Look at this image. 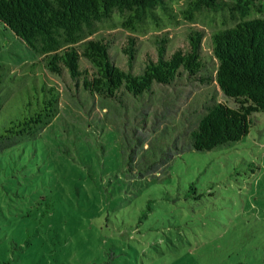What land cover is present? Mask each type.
I'll list each match as a JSON object with an SVG mask.
<instances>
[{
    "label": "rangeland",
    "instance_id": "rangeland-1",
    "mask_svg": "<svg viewBox=\"0 0 264 264\" xmlns=\"http://www.w3.org/2000/svg\"><path fill=\"white\" fill-rule=\"evenodd\" d=\"M179 19L137 36L140 62L158 57L156 39L168 36L174 50L187 46L197 28L205 31L203 48L215 72L217 26ZM98 34L109 35L116 60L128 68L123 47L130 32L117 26ZM34 60V51L0 22V64L22 71ZM42 70L60 85V115L36 143L0 159V244L14 264H264V111L241 139L186 151L168 174L142 178L128 169L117 132L100 120L103 112L80 110L69 84ZM185 87L179 112L209 91L236 104L215 82ZM197 178L215 181L217 195L178 197Z\"/></svg>",
    "mask_w": 264,
    "mask_h": 264
},
{
    "label": "trees",
    "instance_id": "trees-1",
    "mask_svg": "<svg viewBox=\"0 0 264 264\" xmlns=\"http://www.w3.org/2000/svg\"><path fill=\"white\" fill-rule=\"evenodd\" d=\"M179 18L217 26L215 72L203 48L205 31L197 28L188 32L187 46L174 50L168 36L156 39L158 57L140 62L137 36ZM0 22L36 54L22 71L0 64V159L36 143L60 115V85L40 68L69 84L80 110L103 112L100 120L117 132L128 169L142 178L168 174L186 151L241 139L264 111V0H0ZM117 26L130 32L123 47L128 68L116 60L109 35L98 34ZM196 81L215 82L236 104L209 91L179 112L185 86ZM199 180L178 197L217 195L215 181ZM0 264H14L1 244Z\"/></svg>",
    "mask_w": 264,
    "mask_h": 264
}]
</instances>
